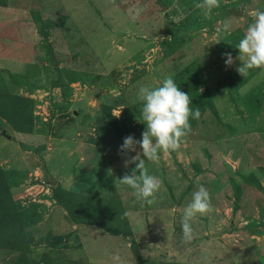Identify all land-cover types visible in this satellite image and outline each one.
Segmentation results:
<instances>
[{"label":"rangeland","instance_id":"obj_1","mask_svg":"<svg viewBox=\"0 0 264 264\" xmlns=\"http://www.w3.org/2000/svg\"><path fill=\"white\" fill-rule=\"evenodd\" d=\"M198 3L0 0V264H98L88 254L109 241L89 232L85 251L74 232L131 236L126 199L131 212L149 210L148 231L180 233L200 185L214 211L194 220L188 251L180 237L154 258L132 240L130 262L264 264V70L237 71L239 40L264 0H220L208 15ZM168 76L200 118L179 150L142 157L162 182L146 209L120 182L136 167L120 146L146 129L139 87Z\"/></svg>","mask_w":264,"mask_h":264},{"label":"clouds","instance_id":"obj_2","mask_svg":"<svg viewBox=\"0 0 264 264\" xmlns=\"http://www.w3.org/2000/svg\"><path fill=\"white\" fill-rule=\"evenodd\" d=\"M203 9L205 14L220 7V0H202L195 5ZM253 22L249 24L243 37L239 40L237 59L241 65L237 71L241 76H246L249 70H264V11L255 10L252 13ZM231 25L225 22L223 30L229 32ZM226 66H231L235 60L231 53L223 54ZM137 98L142 103L140 120L146 125L142 138L137 140L133 135L124 138L120 146L121 153H135L129 155L124 161V166L135 164L131 174L126 173L120 182L133 190V195L143 204L152 205L157 193L162 188V182L150 175L145 167V159L158 162L160 152L168 153L180 149L182 143L191 133L190 118L199 119L200 110L193 111L192 99L189 94L180 90L171 76L162 80L160 86L141 85ZM139 147L140 151H137ZM214 211L211 195L208 190L200 185L192 194L191 202L185 207L181 228L182 242L191 243L195 239L193 222L198 216H207ZM119 260V257H115Z\"/></svg>","mask_w":264,"mask_h":264},{"label":"crops","instance_id":"obj_3","mask_svg":"<svg viewBox=\"0 0 264 264\" xmlns=\"http://www.w3.org/2000/svg\"><path fill=\"white\" fill-rule=\"evenodd\" d=\"M125 207H126V211H127V219H128V224L130 226V231H131V236H120V237H115L112 236L111 234H109L106 231H103L102 229L95 227V226H85V227H79L76 228L77 230H75L74 235H73V240H76V242H78L81 246H83L85 251L89 250H93L91 245H87V241L90 240H94V238H87L86 234L88 235V233L90 232H94L97 233V235L99 237H101V239L109 241L108 245H105L104 243H102L105 247H106V251L102 252L101 255H97L95 257L94 253H92V255H90V253L88 254L90 256V261L94 262V263H98V264H106L107 262L105 261V259L107 261L110 262H114L115 264H132L130 262L131 259H129V253L127 255V248L125 247H131V243L130 242H135L138 244L139 250L140 252L144 255V253H148L149 251L152 252V255L154 258H157V254H158V250H160L161 247H164V251L167 250V248L169 247V244H173L175 240H177L180 237H183V232H182V228L180 227V233L177 232L174 233L171 230H155L153 229L152 232L148 231V224H151L149 221V210H147L148 212H131L130 211V203L129 200H124L123 201ZM146 209H150V206L147 205ZM155 214L157 215V211H155ZM155 215V216H156ZM182 216L183 213L179 216L182 220ZM164 228V227H163ZM137 232L143 233V237H139L137 235ZM142 236V234H141ZM133 237V238H132ZM87 239V240H86ZM89 239V240H88ZM133 240V241H132ZM185 246L183 249H185V251H188V248H190V243H184ZM102 245V246H103ZM115 245V246H114ZM129 245V246H128ZM90 246L92 248H90ZM194 246V245H192ZM196 246L198 247L197 251L199 254V256L201 255V252H204L203 250L205 249V247H207L206 242L204 241L203 243L200 244H196ZM173 246H171L172 248ZM108 248V249H107ZM173 250V249H172ZM202 250V251H201ZM217 252H219V248L216 247ZM124 252L126 254V256H122L121 254L118 253H122ZM172 253V252H171ZM205 254V252H204ZM165 255V252H164ZM102 256H105L104 258ZM119 257V260L115 259V257ZM201 257V256H200ZM126 260V261H124Z\"/></svg>","mask_w":264,"mask_h":264},{"label":"trees","instance_id":"obj_4","mask_svg":"<svg viewBox=\"0 0 264 264\" xmlns=\"http://www.w3.org/2000/svg\"><path fill=\"white\" fill-rule=\"evenodd\" d=\"M94 225V224H93ZM97 227H99L100 229H102L103 231H106V232H108L104 227H102V226H99V225H96Z\"/></svg>","mask_w":264,"mask_h":264}]
</instances>
